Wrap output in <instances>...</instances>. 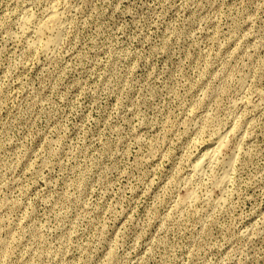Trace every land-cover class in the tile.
Masks as SVG:
<instances>
[{"label":"rangeland","instance_id":"1","mask_svg":"<svg viewBox=\"0 0 264 264\" xmlns=\"http://www.w3.org/2000/svg\"><path fill=\"white\" fill-rule=\"evenodd\" d=\"M0 264H264V0H0Z\"/></svg>","mask_w":264,"mask_h":264},{"label":"bare ground","instance_id":"2","mask_svg":"<svg viewBox=\"0 0 264 264\" xmlns=\"http://www.w3.org/2000/svg\"><path fill=\"white\" fill-rule=\"evenodd\" d=\"M50 20H52V19H50ZM50 20H49V21H50ZM52 22H53V20H52ZM48 23H50V22H48ZM48 23H46V25H47ZM46 25H44V26L39 30V35H41L40 32H42V34H44L43 30H45V28H46L45 26H46ZM51 25H52V24H51ZM50 30H52V29H50ZM52 31H53V30H52ZM50 33H51V32H50ZM39 35H38V36H39ZM41 36H42V35H41ZM41 36H40V37H41ZM43 36H44V35H43ZM41 38H42V37H41ZM50 38H51V37H50ZM53 38H54V37H53ZM48 39H49V37H48ZM48 39H47V40H48ZM45 40H46V39H45ZM47 40H46V41H47ZM43 41H44V40H43ZM51 41H53V40L50 39V42H51ZM51 44H52V43H51ZM46 45H47V44H46ZM49 45H50V44H49ZM211 151H213V150H211Z\"/></svg>","mask_w":264,"mask_h":264}]
</instances>
